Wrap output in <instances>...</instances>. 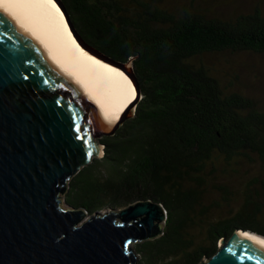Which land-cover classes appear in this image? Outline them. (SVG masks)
Here are the masks:
<instances>
[{
    "label": "trees",
    "instance_id": "16d2710c",
    "mask_svg": "<svg viewBox=\"0 0 264 264\" xmlns=\"http://www.w3.org/2000/svg\"><path fill=\"white\" fill-rule=\"evenodd\" d=\"M62 2L88 44L133 64L142 93L134 115L100 138L104 155L70 178L65 201L88 213L161 202L164 233L135 243L137 264H201L237 228L264 234L261 177L240 202L224 184L204 206L211 167L251 161L264 168V109L227 91L200 61L209 53H264V11L223 19L193 2L175 10L161 0Z\"/></svg>",
    "mask_w": 264,
    "mask_h": 264
},
{
    "label": "water",
    "instance_id": "95a60500",
    "mask_svg": "<svg viewBox=\"0 0 264 264\" xmlns=\"http://www.w3.org/2000/svg\"><path fill=\"white\" fill-rule=\"evenodd\" d=\"M57 2L80 43L127 72L139 98L133 64L90 46ZM137 101L115 120L0 3V264H137L135 243L164 233L167 210L150 199L87 218L63 206L70 178L104 155L101 136L115 134ZM247 230L222 238L201 264H264V244Z\"/></svg>",
    "mask_w": 264,
    "mask_h": 264
},
{
    "label": "bare ground",
    "instance_id": "6f19581e",
    "mask_svg": "<svg viewBox=\"0 0 264 264\" xmlns=\"http://www.w3.org/2000/svg\"><path fill=\"white\" fill-rule=\"evenodd\" d=\"M0 3L26 25L115 120L138 99L136 85L127 72L80 43L57 0H0ZM244 233L252 240L264 241V236L257 232Z\"/></svg>",
    "mask_w": 264,
    "mask_h": 264
},
{
    "label": "rangeland",
    "instance_id": "374dc122",
    "mask_svg": "<svg viewBox=\"0 0 264 264\" xmlns=\"http://www.w3.org/2000/svg\"><path fill=\"white\" fill-rule=\"evenodd\" d=\"M161 2L174 10L181 9L184 3L188 4L193 2V5L201 7L209 15L223 19L235 17L241 13L251 12L257 7L264 11V0H161ZM200 61L204 65L213 68L214 74L221 79L227 91H238L251 97L264 109V53H209L202 56ZM141 98L142 93L137 103ZM137 103L131 109L133 113ZM210 170L213 177L212 179H207L205 184L207 199L204 200V206H208L214 197L221 194L217 189L214 190L218 185L225 184L230 191L235 193L237 202H240L249 189L253 190L254 187L250 186L249 183L251 180L257 177L264 179V168L259 162L245 161L234 167L218 164L216 167H211ZM247 184H249L247 186L248 189L246 187ZM64 197L63 206L68 207L65 204ZM123 208L125 206L107 207L100 210L108 212L111 210L119 211ZM220 213H223V211ZM87 217H89V213L86 215ZM137 257L139 261L140 255L138 253Z\"/></svg>",
    "mask_w": 264,
    "mask_h": 264
},
{
    "label": "snow or ice",
    "instance_id": "6c2138e0",
    "mask_svg": "<svg viewBox=\"0 0 264 264\" xmlns=\"http://www.w3.org/2000/svg\"><path fill=\"white\" fill-rule=\"evenodd\" d=\"M49 2H51V0H49ZM243 235L247 236L248 234L247 233H244ZM261 243L264 244V241H261ZM240 259L242 260V259H244V257H240Z\"/></svg>",
    "mask_w": 264,
    "mask_h": 264
}]
</instances>
